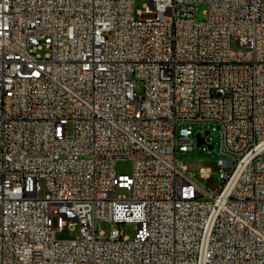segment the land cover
I'll return each instance as SVG.
<instances>
[{
    "label": "built area",
    "instance_id": "1",
    "mask_svg": "<svg viewBox=\"0 0 264 264\" xmlns=\"http://www.w3.org/2000/svg\"><path fill=\"white\" fill-rule=\"evenodd\" d=\"M145 7L0 0V264H264V0Z\"/></svg>",
    "mask_w": 264,
    "mask_h": 264
},
{
    "label": "rangeland",
    "instance_id": "2",
    "mask_svg": "<svg viewBox=\"0 0 264 264\" xmlns=\"http://www.w3.org/2000/svg\"><path fill=\"white\" fill-rule=\"evenodd\" d=\"M149 0H134L135 11L137 12L136 16L140 17L138 12H142L146 9V5ZM207 5L204 3L198 4L197 10L195 12V17L198 20H204L207 18L206 14ZM146 18L151 17V15L146 14ZM233 47H237V44L233 42ZM47 49L41 50V53L44 54ZM136 90L138 93H143L144 91V83L141 80L136 81ZM68 130L70 133L73 131V125L70 123L68 126ZM220 157L218 145L214 148L208 149L204 151L202 146L197 144V140H194V148L189 150L185 154L181 155V158L185 161L186 164H191L192 170H194L198 174V164H204L212 167L211 178L208 179H200L201 182L205 183L209 186L210 189H216L217 186L221 183V176L218 169V158ZM117 171L122 174L131 175L133 170V163L131 160H118L116 163ZM128 193L126 189H119L117 194H126ZM45 191L41 192V196H44ZM54 226H57V220H54ZM100 230H104L109 232L114 226H117L121 230L125 231L126 236L130 239H133L137 233V224L134 221L122 222L120 224H111L103 221H98L97 224ZM80 235V226H66L64 230L57 232L56 238L58 240H69L75 239Z\"/></svg>",
    "mask_w": 264,
    "mask_h": 264
},
{
    "label": "water",
    "instance_id": "3",
    "mask_svg": "<svg viewBox=\"0 0 264 264\" xmlns=\"http://www.w3.org/2000/svg\"><path fill=\"white\" fill-rule=\"evenodd\" d=\"M202 143H203V140L200 139L199 142H198V145L200 146ZM211 148H212V146H211Z\"/></svg>",
    "mask_w": 264,
    "mask_h": 264
}]
</instances>
